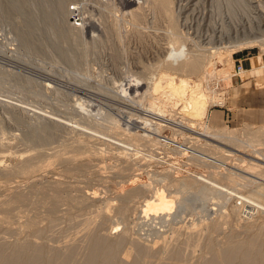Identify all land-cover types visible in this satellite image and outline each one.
I'll list each match as a JSON object with an SVG mask.
<instances>
[{
	"label": "rangeland",
	"instance_id": "1",
	"mask_svg": "<svg viewBox=\"0 0 264 264\" xmlns=\"http://www.w3.org/2000/svg\"><path fill=\"white\" fill-rule=\"evenodd\" d=\"M177 47L196 73L169 63ZM180 79L187 93L173 95ZM194 85L206 112L193 120ZM256 95L264 0H0V249L30 243L51 264H87L100 236L119 241L117 263L148 247L144 264L174 250L176 264H210L251 237L263 250L264 115H236ZM156 191L169 217L143 216Z\"/></svg>",
	"mask_w": 264,
	"mask_h": 264
},
{
	"label": "bare ground",
	"instance_id": "2",
	"mask_svg": "<svg viewBox=\"0 0 264 264\" xmlns=\"http://www.w3.org/2000/svg\"><path fill=\"white\" fill-rule=\"evenodd\" d=\"M189 1V0H186ZM24 5V4H23ZM56 5V4H55ZM185 6V5H184ZM22 7V6H21ZM57 8V7H56ZM54 10V9H53ZM54 12V11H53ZM52 13V12H51ZM134 14V13H133ZM49 16V15H48ZM90 16V15H89ZM50 17V16H49ZM54 17V16H53ZM51 19V18H50ZM23 23V22H22ZM23 30V29H22ZM221 30V29H220ZM219 31V30H218ZM27 32V31H26ZM25 33V31L23 32ZM21 34V32H20ZM254 41V40H253ZM259 42V41H258ZM174 43V42H173ZM174 45V44H173ZM177 45V44H176ZM247 46V45H246ZM171 47V46H170ZM262 49V48H261ZM173 50V51H172ZM168 52L167 57L170 61L169 63L172 65H176V69L181 70L183 72L192 74V73H196L197 69H198V62L196 58H192L190 56H187V53H185V51L183 49L180 48H176V49H172ZM162 53V52H161ZM166 54V53H165ZM198 55V54H197ZM196 55V56H197ZM195 56V55H194ZM224 59V58H223ZM169 68V67H168ZM172 68V67H171ZM184 74V73H183ZM168 85V89L173 93V95H177V96H181L184 95L185 93H187L186 91V82L183 79H180L179 84H175L170 82ZM155 86V85H154ZM160 87V85H158ZM158 86L156 85L154 87V90L157 91ZM197 87V86H196ZM199 88H195V85L192 89H190V93H189V98H188V102H187V117H191L193 120L197 119L198 117H200L202 114L205 115L206 112V105H204V101H205V94H203L201 91H198ZM161 90V89H160ZM81 91V90H80ZM149 93V92H148ZM156 93V92H155ZM187 95V94H186ZM156 107V105H155ZM185 107V105H184ZM133 124V123H132ZM191 124V123H190ZM194 124V123H193ZM194 127V126H193ZM209 132V131H208ZM204 135H207L204 132ZM208 136H211L213 138H222L224 137L222 132H210L208 134ZM147 137V136H146ZM145 137V138H146ZM227 137V136H226ZM225 138V137H224ZM132 139V138H131ZM150 139H152L150 137ZM133 140V139H132ZM115 144V143H113ZM121 146V145H120ZM189 146V145H188ZM192 146V145H191ZM212 147V146H211ZM132 150V149H131ZM186 151V150H185ZM222 152V151H221ZM138 153V152H137ZM194 153V152H193ZM192 153V154H193ZM202 155V154H201ZM227 155V154H224ZM229 155V154H228ZM198 157V155H197ZM201 157V156H199ZM220 157V156H219ZM103 167V166H102ZM36 175V174H35ZM135 175V174H134ZM170 175V174H169ZM34 177V176H33ZM203 178V177H202ZM197 179V178H196ZM73 181V180H72ZM201 181V180H200ZM204 181V180H203ZM27 182V181H26ZM61 182V181H60ZM206 182V181H205ZM207 183V182H206ZM175 184V183H174ZM196 184V183H195ZM209 187L211 186V189L215 188L219 191H225L228 192L227 190L223 189V187H219L217 185H215L214 183L209 182L207 184ZM17 187V186H16ZM19 187V186H18ZM163 187V185H162ZM203 189L205 188L204 186H202ZM262 188V187H261ZM140 189V188H139ZM258 191V190H257ZM256 191V192H257ZM260 191V188H259ZM258 191V192H259ZM262 191V190H261ZM260 191V192H261ZM157 192V191H156ZM163 191H159V193L157 192L156 194V198L153 199V201L150 202H146V204H144V207L142 209L143 212V216L144 217H148L147 215H162L163 216H168L167 214L171 213L173 209V201H171V199L167 198L168 196H165V194H163ZM231 194V193H230ZM172 196V195H171ZM169 196V197H171ZM233 196V195H232ZM243 196V195H242ZM252 196V195H251ZM250 196V197H251ZM174 197V196H173ZM238 198V200L240 199L241 201L245 202L244 197L241 196H235ZM17 199H20V197H18ZM177 199V198H176ZM179 199V198H178ZM234 201V200H233ZM252 205V204H251ZM243 206V205H242ZM256 206V205H255ZM252 207V206H251ZM242 208V207H241ZM250 209V208H249ZM122 210V209H121ZM139 210V209H138ZM141 211V210H140ZM251 212V211H250ZM159 213V214H158ZM155 217V216H154ZM158 217V216H157ZM169 217V216H168ZM167 217V218H168ZM3 218V217H2ZM141 218V217H140ZM166 218V217H165ZM163 218V219H165ZM238 218V217H237ZM147 219V218H146ZM180 219V218H179ZM167 220V219H166ZM240 220V219H239ZM18 221V220H17ZM180 221V220H179ZM172 223V222H171ZM176 223V222H175ZM119 226V225H118ZM264 227V226H263ZM88 228V227H87ZM179 228V227H178ZM86 230V229H85ZM88 230V229H87ZM176 231V230H175ZM85 233V232H84ZM263 233V234H262ZM261 234H258V236L256 237H262V239H264V230ZM88 234V232L86 233V235ZM105 235V234H104ZM103 235V236H104ZM255 235V234H254ZM110 236V235H107ZM113 237V236H112ZM111 237V238H112ZM102 237L100 236V238H93L92 241L89 242V234H88V240L87 243L89 242L90 244H88L87 246L90 245V249L88 250V254L87 256V264H144L145 262L141 261L140 255L142 256H147V254L149 253L150 250H147L146 248L145 251H139L136 255V259H134L135 257L134 254L132 255L131 250L124 253V256L122 257V262L120 261L119 263L115 262V257H116V261L117 260V255L114 257V252H116V242L117 244H119V241L117 240L116 242L114 240H108V239H101ZM108 238V237H107ZM253 238V237H251ZM247 239L246 241L244 240V242H238V244H232L231 245L228 244V246L226 248H220L217 250H213L211 254H210V258L208 259L210 264H233L234 262H236L237 264H264V249H261V244L259 245L257 242V240L255 239ZM86 239V238H85ZM115 239V237L113 238ZM257 239V238H256ZM91 240V239H90ZM174 240V239H173ZM260 240V239H258ZM179 241V240H178ZM264 241V240H263ZM262 241V243H263ZM14 242V241H13ZM32 242V241H31ZM180 242V241H179ZM237 242V241H236ZM27 243V242H26ZM29 243V242H28ZM17 244V243H16ZM25 244V243H24ZM30 244V243H29ZM29 244H28V248L27 246H16L14 247V249L12 248V252L10 251H6V252H10V253H6L4 251H2L0 249V264H51L53 263L51 261L50 258L46 259L45 261L41 260L40 256H41V250L38 247H30L29 248ZM158 244V243H157ZM169 244V243H168ZM177 244V243H176ZM18 245V244H17ZM33 245V244H32ZM120 245V244H119ZM263 245V244H262ZM15 246V245H14ZM74 246V245H73ZM138 246V245H135ZM140 246V245H139ZM156 246V245H154ZM162 246V245H161ZM165 246H167L165 244ZM6 247V246H5ZM154 248V247H153ZM206 248V247H205ZM209 247H207L208 249ZM9 249V248H8ZM139 249V248H138ZM137 249V251H138ZM144 249V247H143ZM151 249V248H150ZM156 249V248H155ZM170 248H168L169 250ZM175 249V247H174ZM116 250V251H115ZM136 250V249H135ZM178 250V249H177ZM44 251V250H43ZM47 251V250H46ZM69 251V250H68ZM152 252H154V249H151ZM150 251V253L152 254V252ZM159 251V250H158ZM162 251V250H161ZM171 251V250H170ZM208 251V252H209ZM48 252V251H47ZM61 252V251H60ZM165 252V251H164ZM167 252V251H166ZM173 252V251H172ZM170 255H168L170 252L168 251L167 255L169 256V260L164 258V260L167 262V264H176L175 262H177V260L179 261V257L180 255L175 253L176 251L174 250V253H172ZM178 252V251H177ZM59 254V252H58ZM62 254V253H61ZM60 254V255H61ZM46 255V254H45ZM152 256V255H151ZM167 256V257H168ZM132 258V259H131ZM146 259V258H145ZM144 259V260H145ZM149 259V258H148ZM168 260V261H167ZM147 261V260H146ZM170 261V262H169ZM78 262V261H77ZM97 262V263H96ZM164 262V261H163ZM166 262L164 264H166ZM205 262H208L207 260H205ZM66 263V259L65 257H63V259L59 260V263L57 264H65ZM147 263V262H146ZM179 263V262H178ZM184 263V262H183ZM203 263V262H202ZM159 264H163V263H159ZM180 264V263H179ZM205 264V263H204Z\"/></svg>",
	"mask_w": 264,
	"mask_h": 264
},
{
	"label": "crops",
	"instance_id": "3",
	"mask_svg": "<svg viewBox=\"0 0 264 264\" xmlns=\"http://www.w3.org/2000/svg\"><path fill=\"white\" fill-rule=\"evenodd\" d=\"M242 89L238 90H234L235 92H232V96H236L238 93H240ZM256 94V93H255ZM254 94H251V96ZM253 97V96H252ZM256 97L258 98V100H255V104H256V109L253 112H247V111H242L241 113H237L236 115L242 116L245 115V119L248 120H252V121H261L263 119V115H264V99H260L257 95ZM246 102H250L251 101V97L250 95L247 96L246 98ZM249 104V103H248ZM223 112V111H222ZM223 116V113H220L219 111L216 112H212V124L213 125H217L220 123V121H222L221 117Z\"/></svg>",
	"mask_w": 264,
	"mask_h": 264
}]
</instances>
